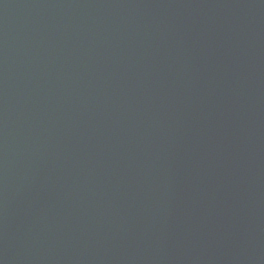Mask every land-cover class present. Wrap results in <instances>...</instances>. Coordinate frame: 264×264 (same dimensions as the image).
<instances>
[{
    "label": "water",
    "instance_id": "1",
    "mask_svg": "<svg viewBox=\"0 0 264 264\" xmlns=\"http://www.w3.org/2000/svg\"><path fill=\"white\" fill-rule=\"evenodd\" d=\"M0 264H264V0H0Z\"/></svg>",
    "mask_w": 264,
    "mask_h": 264
}]
</instances>
